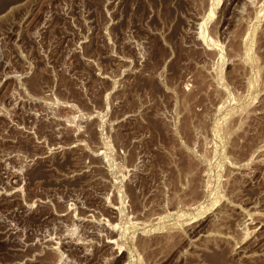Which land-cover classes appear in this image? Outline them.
I'll return each mask as SVG.
<instances>
[{"label": "rangeland", "instance_id": "1", "mask_svg": "<svg viewBox=\"0 0 264 264\" xmlns=\"http://www.w3.org/2000/svg\"><path fill=\"white\" fill-rule=\"evenodd\" d=\"M0 264H264V0H0Z\"/></svg>", "mask_w": 264, "mask_h": 264}]
</instances>
